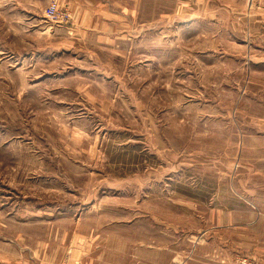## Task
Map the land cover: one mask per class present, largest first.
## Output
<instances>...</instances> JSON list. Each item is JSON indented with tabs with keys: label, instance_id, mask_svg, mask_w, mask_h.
<instances>
[{
	"label": "rangeland",
	"instance_id": "374dc122",
	"mask_svg": "<svg viewBox=\"0 0 264 264\" xmlns=\"http://www.w3.org/2000/svg\"><path fill=\"white\" fill-rule=\"evenodd\" d=\"M81 5L0 0V264H264V0Z\"/></svg>",
	"mask_w": 264,
	"mask_h": 264
},
{
	"label": "crops",
	"instance_id": "0c3cea01",
	"mask_svg": "<svg viewBox=\"0 0 264 264\" xmlns=\"http://www.w3.org/2000/svg\"><path fill=\"white\" fill-rule=\"evenodd\" d=\"M81 1L82 0H60V2H62V4H66V5H68L71 9H73V10H81V9H83L84 11L82 12V14H79V13H75L76 14V16H78V15H80V17L79 18H82V17H87V18H89V20L87 21V23H88V28H86L85 27V29H84V31L82 32V33H84L85 35H87L89 32H92L93 30H94V28H93V26L94 25H96V24H94V23H92V21H91V18L90 17H92V16H94V15H96L97 16V12H93V11H90V9H93V8H89V7H87V6H83V5H81ZM92 2H94V0H91ZM59 4V3H58ZM59 6H60V4H59ZM95 6V5H94ZM90 26L92 27V28H90ZM63 29V28H62ZM78 28L76 27H74V28H71V30L72 31H74V32H76V33H78V34H80L81 33V30H77ZM96 29V28H95ZM70 33H72V32H70ZM105 36H101V38H104ZM256 250H257V252H256V254H255V256H254V259H256V260H258V261H261V262H264V260H261V258H264V252L262 251V249H261V251H260V249H258L257 247H256Z\"/></svg>",
	"mask_w": 264,
	"mask_h": 264
},
{
	"label": "built area",
	"instance_id": "2783aa9c",
	"mask_svg": "<svg viewBox=\"0 0 264 264\" xmlns=\"http://www.w3.org/2000/svg\"><path fill=\"white\" fill-rule=\"evenodd\" d=\"M45 18L53 24L66 25L71 21L72 16L69 10L62 9L56 1H52L45 11ZM240 261V264H256L254 260L249 258Z\"/></svg>",
	"mask_w": 264,
	"mask_h": 264
}]
</instances>
